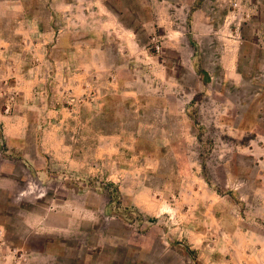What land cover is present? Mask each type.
Instances as JSON below:
<instances>
[{
    "label": "rangeland",
    "instance_id": "rangeland-1",
    "mask_svg": "<svg viewBox=\"0 0 264 264\" xmlns=\"http://www.w3.org/2000/svg\"><path fill=\"white\" fill-rule=\"evenodd\" d=\"M263 241L264 0H0V264Z\"/></svg>",
    "mask_w": 264,
    "mask_h": 264
},
{
    "label": "crops",
    "instance_id": "crops-1",
    "mask_svg": "<svg viewBox=\"0 0 264 264\" xmlns=\"http://www.w3.org/2000/svg\"><path fill=\"white\" fill-rule=\"evenodd\" d=\"M240 46H239V48H238V50H237V53H236V57L239 55V53H240ZM229 66V65H228ZM235 66H236V63H235ZM262 243H264V241L262 242ZM214 264H222L221 262H218V263H214Z\"/></svg>",
    "mask_w": 264,
    "mask_h": 264
}]
</instances>
